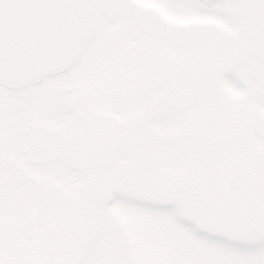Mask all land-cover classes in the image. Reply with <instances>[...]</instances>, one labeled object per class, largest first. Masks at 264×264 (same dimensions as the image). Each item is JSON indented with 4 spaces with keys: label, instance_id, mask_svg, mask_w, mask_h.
Wrapping results in <instances>:
<instances>
[{
    "label": "rangeland",
    "instance_id": "1",
    "mask_svg": "<svg viewBox=\"0 0 264 264\" xmlns=\"http://www.w3.org/2000/svg\"><path fill=\"white\" fill-rule=\"evenodd\" d=\"M70 1L72 17L81 23L75 62L67 73L34 87L18 91L0 87V123H96L103 114H113L116 128L118 122L144 123L145 128L143 140L137 129L125 131V136L134 137L133 151L121 144L117 159L103 164L93 179L114 199L107 206L87 205L91 207L87 217L96 225L86 231V241L70 264H264V227L217 232L203 218L193 217L197 209L183 187L196 178L188 173L190 168L197 171L209 160L214 164L231 158H239L241 168L264 183V32L259 33L261 39L254 37V31L243 33L238 0ZM123 9L131 16H123ZM156 20L176 28L218 29L227 44H237L246 56L228 69L218 66L203 84L188 78L199 70L193 64L204 60L202 45L208 30L194 34L197 41L187 45L165 38L162 48L177 62L174 74L165 76L160 86L132 87L139 71L136 50L150 44L141 38L145 34L164 38L159 24H153ZM172 77L193 81L197 97L166 106V80ZM214 92L222 97H211ZM250 96L256 111L252 106L254 116L249 113V118L257 123H245L250 111L242 102L234 105L240 100L248 104ZM210 122L228 126L214 140L221 144L220 155L215 148L208 155L197 152L199 140L209 145V140L197 136L203 127L209 136ZM54 164V171L51 161L39 165L35 185L27 186V201H33L31 188L37 187L39 201L41 189L58 180L60 172H54L59 163ZM67 177L71 199L82 203L77 189L87 178L73 172ZM13 180L20 191L22 181Z\"/></svg>",
    "mask_w": 264,
    "mask_h": 264
},
{
    "label": "flooded vegetation",
    "instance_id": "2",
    "mask_svg": "<svg viewBox=\"0 0 264 264\" xmlns=\"http://www.w3.org/2000/svg\"><path fill=\"white\" fill-rule=\"evenodd\" d=\"M238 10L244 31L264 32V0H238ZM104 121L0 123V264H70L77 258L86 231L96 223L87 217L92 203L71 199L67 176L73 172L86 183L98 182L93 180L98 170L117 159L121 144L133 151L134 137L125 131L137 129L142 140L145 133L144 123L116 128ZM46 161H51L50 171L59 163L54 172L59 178L41 189L39 201L37 187L31 188L33 201H27V186L35 185L39 165ZM14 178L22 181L20 191Z\"/></svg>",
    "mask_w": 264,
    "mask_h": 264
},
{
    "label": "water",
    "instance_id": "3",
    "mask_svg": "<svg viewBox=\"0 0 264 264\" xmlns=\"http://www.w3.org/2000/svg\"><path fill=\"white\" fill-rule=\"evenodd\" d=\"M76 26L62 0H0V86L22 89L66 72L76 52ZM97 203L112 195L85 191Z\"/></svg>",
    "mask_w": 264,
    "mask_h": 264
},
{
    "label": "trees",
    "instance_id": "4",
    "mask_svg": "<svg viewBox=\"0 0 264 264\" xmlns=\"http://www.w3.org/2000/svg\"><path fill=\"white\" fill-rule=\"evenodd\" d=\"M168 29L172 28L165 27V33L171 34L170 30L167 32ZM173 30L179 35L184 33V31ZM185 34L186 36L188 35V33ZM229 45L233 47V44ZM213 49L216 53L209 56V65L217 63L215 56L220 54L218 42L213 45ZM136 51L139 52V49ZM207 64L208 55L204 57V60L201 61L200 59L193 65L199 69L194 75L195 78H188L185 72L180 71L179 73L185 74L188 79L195 82L200 81L203 83L205 81L203 80L205 74L202 72L206 70ZM176 68V64L172 65L168 60H164V76L154 78L148 82L151 85L165 82V76L168 77L174 74ZM155 71L157 74L159 73L157 69ZM193 81L179 77H172L170 80H166L168 94L165 97V102L167 105L172 103L174 105L183 104L186 100L193 98L195 96L191 84ZM248 113L254 116L253 112L250 111ZM248 115L246 121L249 120L250 123L254 119H249ZM255 123L257 122L255 121ZM224 129H227V127L209 123V136L206 135L208 131L205 130L207 133H204V130L201 129L203 134H199L197 138L201 139L202 136L205 138L209 137V145L204 142V144L200 145L199 152L208 155L215 148L217 154L220 155L222 151L220 149L221 144L214 142V140ZM232 134L235 136V133ZM218 158L223 157L219 156ZM206 159L209 160L207 156ZM262 160H264V155ZM187 184V194L190 197V202L197 209V213H193V217L196 220L203 218L209 222V228L217 232L234 233L236 228H240L243 231L246 228L251 230L255 228L256 230L264 227V183H257V180L248 171L243 170L239 158H231L225 162L223 160L222 163L215 162L214 164L209 160V165L198 167L196 178Z\"/></svg>",
    "mask_w": 264,
    "mask_h": 264
}]
</instances>
